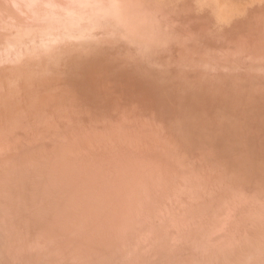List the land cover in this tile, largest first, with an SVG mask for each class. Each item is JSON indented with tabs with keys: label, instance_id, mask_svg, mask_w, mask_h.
<instances>
[{
	"label": "rangeland",
	"instance_id": "obj_1",
	"mask_svg": "<svg viewBox=\"0 0 264 264\" xmlns=\"http://www.w3.org/2000/svg\"><path fill=\"white\" fill-rule=\"evenodd\" d=\"M0 237L7 264H264V0H0Z\"/></svg>",
	"mask_w": 264,
	"mask_h": 264
},
{
	"label": "bare ground",
	"instance_id": "obj_2",
	"mask_svg": "<svg viewBox=\"0 0 264 264\" xmlns=\"http://www.w3.org/2000/svg\"><path fill=\"white\" fill-rule=\"evenodd\" d=\"M43 168H44V167H43ZM52 169H53V168H52ZM15 170H16V169H15ZM49 171H50V170H49ZM34 175H35V174H34ZM34 175H33V176H34ZM15 177H16V176H15ZM41 177H42V176H41ZM43 177H44V175H43ZM32 178H33V177H32ZM55 178H56V177H55ZM18 179H19V178H18ZM34 179H36V178H34ZM44 179H45V178H44ZM46 179H47V178H46ZM42 180H43V179H42ZM33 182H34V181H33ZM35 183H36V182H35ZM44 183H45V182H44ZM39 185H40V184H39ZM42 185H43V183H42ZM57 186H58V184H57ZM60 186H61V185H60ZM22 187H23V185H22ZM34 187H36V186H34ZM66 187H67V186H66ZM45 188H46V187H45ZM49 188H51V187H49ZM60 188H61V187H60ZM43 189H44V188H43ZM19 190H20V189H19ZM49 190H51V189H49ZM34 191H35V190H34ZM41 191H42V190H41ZM65 192H66V191H65ZM47 193H48V192H47ZM5 194H6V193H5ZM66 194H67V193H66ZM66 194H65V195H66ZM4 196H5V195H4ZM7 196H8V195H7ZM47 196H48V195H47ZM45 197H46V196H45ZM48 197H49V196H48ZM52 197H53V196H52ZM39 198H40V197H39ZM43 198H44V197H43ZM45 199H46V198H45ZM48 199H50V198H48ZM71 199H72V198H71ZM35 201H36V200H35ZM74 201H75V200H74ZM37 202H38V201H37ZM30 203H31V202H30ZM46 203H49V202H46ZM4 205H5V204H4ZM72 205H73V204H72ZM34 206H35V205H34ZM38 206H39V205H38ZM75 206H76V205H75ZM2 207H4V206H2ZM8 207H9V206H8ZM73 207H74V206H73ZM41 208H42V207H41ZM45 208H46V207H45ZM65 208H66V206H65ZM65 208H64V209H65ZM37 209H38V207H37ZM42 209H43V208H42ZM42 209H41V210H42ZM71 209H72V208H71ZM3 210H4V208H3ZM45 210H46V209H45ZM4 211H6L7 213L10 212V211H7V210H4ZM34 211H35V210H34ZM39 211H40V210H39ZM1 213H2V211H1ZM7 213H6V214H7ZM3 214H5V213H3ZM3 214H2V215H3ZM6 214H5V215H6ZM39 215H40V214H39ZM7 216H8V215H7ZM98 216H99V215H98ZM178 216H179V215H178ZM4 218H5V217H4ZM65 218H66V217H65ZM179 218H180V217H179ZM15 220H16V219H15ZM72 220H73V219H72ZM160 220H161V219H160ZM163 220H164V219H163ZM22 222H23V221H22ZM22 222H21V223H22ZM8 223H9V222H8ZM162 223H163V222H162ZM173 223H174V222H173ZM22 224L24 225V223H22ZM77 224H78V223H77ZM175 224H176V223H175ZM3 225H4V223H3ZM163 225H164V224H163ZM1 226H2V225H1ZM49 226H50V225H49ZM159 226H161V224H160ZM159 226H158V227H159ZM2 227H3V226H2ZM17 227H20V226H17ZM201 227H202V226H201ZM6 228H7V227H6ZM23 228H24V227H23ZM73 228H74V227H73ZM76 228H77V227H76ZM162 228H166V227H163V226H162ZM209 229H210V228H209ZM2 230H3V229H2ZM19 230H20V228H19ZM58 230H59V229H58ZM161 230H162V229H161ZM163 230H164V229H163ZM207 230H208V229H207ZM5 231H6V230L4 229V232H5ZM25 231H26V230H25ZM207 232H208V231H207ZM212 232H213V231H212ZM5 233H6V232H5ZM5 233H4V235L9 234V233H6V234H5ZM1 236L3 237V235H1ZM5 237H6V236H5ZM5 237H4V238H5ZM0 239H1V237H0ZM5 239H6V238H5ZM5 239H4V241H5ZM1 240H2V239H1ZM5 242H6V241H5ZM5 242H4V243H5ZM32 242H33V241H32ZM50 242H51V241H50ZM7 243H8V242H7ZM0 244H1V243H0ZM44 244H45V243H44ZM121 244H122V243H121ZM3 245H4V244L0 245V247L2 246L0 250H3V249H2V248H4ZM13 245H14V244H13ZM5 246H6V245H5ZM29 246H31V245H29ZM42 246H43V245H42ZM120 246H121V245H120ZM7 247H8V244H7ZM116 247H118V245H117ZM114 248H115V247H114ZM114 248H112V249H114ZM124 248H125V247H124ZM124 248H122V249H124ZM116 249H117V248H115V251L117 252ZM118 249H119V248H118ZM122 249H121V250H122ZM6 250H7V252H8V249H6ZM11 250H12V248H11ZM126 250H128V248H127ZM17 251H18V250H17ZM115 251L113 250L114 253H115ZM128 251H129V253H130V250H128ZM128 251H125V252L128 254ZM132 251H133V250H132ZM135 251H136V250H135ZM135 251H133V252H135ZM0 252H2V251H0ZM10 252H11V251H10ZM10 252H9V253H10ZM13 252H14V251H12V253H13ZM15 252H16V251H15ZM111 252H112V251H111ZM12 253H11V254H12ZM16 253H18V252H16ZM55 253H56V252H55ZM2 254H3V253H1V255H2ZM57 254H58V253H57ZM108 254H109V253H108ZM110 254H111V253H110ZM6 255H8V254H5V257H6ZM15 255H16V254H15ZM111 255H113V254H111ZM19 256H20V255H19ZM100 256H101V255H100ZM113 256H114V255H113ZM5 257H3V256L0 257V259L2 260V261L0 260V261L2 262V264H3V261L5 262V259L7 258V257H6V258H5ZM9 257H11V256H8V258H9ZM17 257H18V256H17ZM107 257H108V256H107ZM109 257H110V259H111L112 256H109ZM4 258H5V259H4ZM8 258H7V259H8ZM14 258H15V256H14ZM14 258L11 257V259H14ZM100 258H101V257H100ZM103 258H104V257H103ZM113 258H114V257H113ZM255 258H256V257H255ZM15 259H16V258H15ZM101 259H102V258H101ZM253 259H254V258H253ZM9 260H10V259H9ZM9 260H8V261H9ZM12 261H13V260H12ZM59 261H60V260H59ZM113 261H114V260H113ZM113 261H112V262H113ZM1 262H0V264H1ZM15 262H16V261H15ZM17 262H18V261H17ZM50 262H51V261H50ZM56 262H57V261H56ZM106 262H107V261H106ZM112 262H111V263H112ZM246 262L249 264L248 261H246ZM48 263H49V262H48ZM57 263H58V262H57ZM95 263H96V262H95ZM242 263H243V262H242ZM247 263H246V264H247ZM4 264H7V262H5ZM8 264H9V263H8ZM99 264H100V263H99ZM122 264H123V263H122Z\"/></svg>",
	"mask_w": 264,
	"mask_h": 264
}]
</instances>
